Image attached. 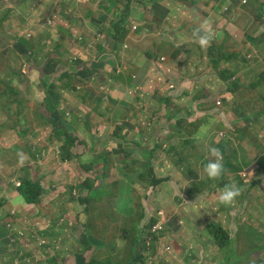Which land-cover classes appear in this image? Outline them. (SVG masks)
<instances>
[{"label":"rangeland","instance_id":"rangeland-1","mask_svg":"<svg viewBox=\"0 0 264 264\" xmlns=\"http://www.w3.org/2000/svg\"><path fill=\"white\" fill-rule=\"evenodd\" d=\"M0 1L5 2V0ZM243 1L240 4V1L235 0L233 4L235 10L239 9V14L247 11L249 14H255L258 17V14L263 11V6L260 7L261 0H248L246 4H243ZM104 2H109V0H86L83 4L79 1L54 0L52 4H49V15L42 19L46 25V40L48 41L42 40L41 46L33 43L35 47H40V52L43 53L42 56L38 54L33 59L36 70L31 75H29V68L32 65L31 58L33 56L23 60L15 58V56L22 47H31V53L36 48L31 45L29 40L22 39L17 35L16 31L19 28L15 29V35L2 32L3 29L0 30V194H3V197H0V226L8 230L7 225L10 223L7 216L15 215L16 224L11 228L14 231L13 236L16 239L21 237L31 240L35 247L38 246L37 238L46 240L50 235L54 249L46 248L44 254L46 256L54 254L56 258L66 255L57 264H71L73 262L86 264L89 261L100 259L115 264H158L161 260H153L154 248L150 251L149 241H137V245L132 246L134 239H132L131 233L127 237L124 236L123 228L129 225L130 219L138 218L144 211L143 207L150 212L164 208L169 212L172 204L171 195L175 193V189L178 190L180 196H188L193 200L199 199V195L196 197L192 195L193 191L202 192L198 205H205L213 211L222 207L227 208L218 202V195L225 185L234 183L239 187L242 196L239 193L229 204V210H222V213L233 216L239 209L245 214L240 221H232L229 217L217 213L215 221L230 229L233 236L238 235V233L244 235L247 228L250 227L258 228L257 235L261 237L257 239L258 243L248 245L249 242L245 236L240 237L239 241L240 246H243L245 258L247 256L249 259L251 253H260L259 245L264 244V237H262L264 235V186L256 183L254 173L248 174L246 178L239 176L237 180H230L228 177V182L224 184V179L221 177L213 180L204 177L201 182L198 180V176L202 172L206 160L210 158L207 148L212 146L220 150V146L224 144L228 145L231 155L239 154V170L241 172L256 159H260L257 163L264 168V153L261 146L251 151L254 136L250 128L256 126L257 119L243 118L248 115L247 109H249L252 117H256L258 111H264L262 99L264 96V79L261 76L264 70V45L258 42L259 40L264 42V26L257 27L250 22L241 24L242 29L239 36L238 34L230 36L235 42L232 51L237 55V58L223 66V73L219 69L215 71L211 63L209 65L200 64L202 68L187 72L186 76L193 80L195 86L192 90L186 91L176 103L169 101L171 100L169 99L171 93L160 92L165 86L164 81L167 78L164 72L151 77L152 80L157 78L156 84L152 87L148 82L147 87H142L141 94H144L145 90L147 92L145 98L139 99L133 93L135 77L124 73L120 81L117 78L119 76L117 73L120 70L118 67L122 66L117 58L124 59V54L130 47L126 51L116 54L108 49L104 50V47L95 46L94 55L89 54L90 52L79 54L78 50L73 48L70 51V53L73 52L72 55L70 54V58H63L67 46L69 49L71 48L69 40L63 38V42L67 44L66 49L61 52L57 51L60 42L57 39L59 32L57 23L70 14H73L72 20L64 23L63 27L67 30H73L74 39L82 41L88 48L95 44H101L96 39L95 34L96 24L99 21ZM14 5L13 1H8L6 5L1 7L2 10L6 9L2 12L9 13V20L12 18L19 19L29 10V8L23 10L21 6ZM34 7L35 5L32 6V9ZM180 14L185 18H190L189 12H180ZM228 15L229 12L223 13L224 17ZM78 21L81 22L79 29L76 28ZM7 27L5 26V28ZM196 28L198 27H194L193 31ZM175 29L178 30V27ZM193 31L187 28L179 33L193 48L192 50H195L198 45L194 42ZM211 31L216 36L218 35L216 27L213 26ZM82 32L84 34L80 36ZM86 32H88L89 39L94 43H88L85 40ZM10 33L13 34L12 31ZM29 33L40 34L32 30H29ZM237 36L240 42L237 41ZM33 37L32 35V39ZM134 42L139 41L132 40L131 44ZM215 42L216 39L214 38L211 44ZM19 43L23 46L18 45L15 48ZM134 48L140 50L138 45H135ZM199 48L201 47L199 46ZM164 52L169 55L173 53L171 48L164 49ZM92 57L94 60L89 61L88 59ZM80 59L85 61H79ZM167 62L173 64L171 60ZM176 63H180L177 67H188V63L184 60ZM24 64L27 66L24 67ZM144 65L142 64V66ZM104 66H106L105 69H110L111 73L106 71L108 72L106 75L105 71H100ZM123 69L125 70V66ZM23 71L26 73L25 75L22 73ZM225 71H229V73L224 74ZM221 74L223 75L221 76ZM178 79L181 82L183 80L180 75H178ZM233 83H236L238 87L236 94L232 97L228 96V99H223L226 91H231ZM131 88L132 92L130 91ZM13 93L23 97L21 107L11 103V94ZM47 95L53 97L52 103L59 101L58 110L52 115L58 118L55 125L53 121H50L51 117H49L46 108L45 96ZM90 97L94 100L90 107L80 105L78 108L74 101L78 100L80 104L81 99H89ZM233 98L241 101L246 108L240 109L237 118L229 117L231 120H227L224 115L231 113L233 106L237 104L231 102ZM190 100L195 101L197 111L194 110V105L186 106ZM216 101L222 103L219 112L223 116L220 118L221 126L218 131H226L228 138L223 140L219 136L218 142H215V132L210 138L205 137L206 135H203L204 128L201 127L199 129L200 135L196 139L190 140L191 144L182 147L176 146L177 137L182 134L179 133L178 128L169 127L168 121L175 116L173 119L176 122L179 116L176 114L185 113L187 116H195V120L191 122L193 125H198L202 121L207 123L212 117L209 111L213 109V104ZM203 103L205 105L202 106ZM163 105L167 106L163 108ZM163 109H165L164 114H162ZM89 110H92L97 116L89 114ZM244 110L245 112H243ZM202 113L205 115H201ZM158 114L159 116L162 114V123L165 129H160L159 136L153 139L157 130L156 116ZM141 116L147 118H141ZM45 118H48L47 121ZM22 119L28 121L30 131L23 127L24 121H21ZM133 120H138V122ZM222 120L227 126H232V132H241L238 138L232 139L230 137L231 129L226 128ZM103 121H105L104 124ZM56 126L61 127L63 131L60 138L62 141L59 142L53 137V134L58 136L59 133ZM98 128L101 129L100 132H96ZM263 129L261 126L258 134ZM19 130L24 131V137H17V135H21ZM175 131L176 135H174ZM15 132H17L16 136L14 135ZM164 133L172 134L170 137L167 136L165 141H159ZM70 138H73L70 141L74 142H70ZM125 141L129 142L125 146L126 149H124ZM222 141L224 144L221 143ZM62 142L68 143L66 144L68 150L72 151L70 158L73 159L69 158L70 161L79 165V168L72 167L69 169L66 175V170L54 168V164L59 165L62 161ZM156 143L157 147L153 150ZM215 143L219 145L216 146ZM193 146L197 149L190 153L189 151ZM244 146L248 147L247 150L243 149ZM150 152L152 155L149 154ZM113 158L118 161L112 163L111 159ZM69 159L64 160V162L67 163ZM99 160L108 163V168L106 167L107 178L103 180V184H99L100 188L105 189L104 202L107 205L103 202L94 204L84 202V199L91 194L90 184L85 175L88 171L85 168H89L91 163H98ZM36 161L51 166L44 172H40L36 180L41 182L44 195L39 203L32 208L19 209L21 202L17 201L12 204L6 195L7 193H16L17 181L28 178L29 170L30 176L33 175L34 178H37V171L43 169L42 166H39L38 169ZM183 163H185L184 167ZM148 164H151L150 171ZM234 166V162L227 163L224 173L230 172L231 167ZM122 168L126 170L128 175L122 171ZM172 168H174V172L177 171V168H183L184 172L174 176L168 184H163L165 180L159 178L160 173L166 172L165 175H169L170 178L173 176ZM71 171L75 174L74 178L70 175ZM93 176L96 177L94 174ZM129 177L134 180V183L131 184L133 187L130 185ZM124 180L127 182L123 187L129 185L131 187L130 197L133 199L132 206L135 209L133 213L128 214L116 211L117 206H122L118 204L120 200L119 189ZM153 180L154 185L160 184L153 187L151 183ZM200 182L201 186L197 184ZM77 196L78 202L74 201ZM253 205H262L260 207L262 210L250 212ZM73 211L78 213L80 218L92 211L97 214L92 218L91 225L87 222L89 216L87 219H77ZM13 212L14 214H12ZM166 217L167 212L159 217V223L150 225L148 232L159 226L162 228ZM25 218L26 221L24 222ZM43 221H45L47 230L40 228ZM146 221L143 219L140 224L141 227ZM209 222H214V218L212 217L206 223ZM92 226L94 236L102 238L105 241V247L100 249L91 243L87 244L85 241L87 245L81 246L76 243L68 253L64 244L65 240H69L68 238L76 240L81 233L89 237ZM212 226H215V222L212 223ZM57 228H59V234ZM174 228L175 226L171 227L172 230ZM47 242L50 243L49 240ZM13 246L16 247L17 244H13ZM76 247H78V253L71 255L70 253H73ZM41 250V247L38 246V249L31 248L28 251L37 255ZM157 255L164 259L161 264H171L170 259L161 253L160 246ZM237 259L235 257L234 261ZM258 264H264V256Z\"/></svg>","mask_w":264,"mask_h":264},{"label":"crops","instance_id":"crops-1","mask_svg":"<svg viewBox=\"0 0 264 264\" xmlns=\"http://www.w3.org/2000/svg\"><path fill=\"white\" fill-rule=\"evenodd\" d=\"M8 1H13L14 6H21L23 10L28 9L27 12H25L19 19L12 18L9 20V13L2 12L6 9H1L3 5H6ZM86 0H79V3H84ZM148 1V8L145 9V13L139 12L136 16L137 19H134V22L142 21V20H148L150 21V25L156 28H160L161 32L163 33V39L157 38V34L155 31H153L151 28H149L147 31L143 32L142 35L134 36L132 37V40H137L139 42H134L131 47L130 51L125 54L124 59L120 60V64L122 67L120 68L122 73H127L129 75L137 74V88H136V97L145 98V93L147 90L144 91V94H141L142 87H147V84L149 82L152 87L156 84V80H152V76H156L157 74H160L161 72H164L167 78L171 82H173V76L180 75L182 76L183 81L182 82H190L189 77L186 76V73L189 71H196L200 68H196V64H209L210 61L207 59V57H211L213 60L212 65L217 66L219 64H229L233 59L237 58V55L233 53L232 47L234 45V40L230 38V36L234 34H238L241 31V24L245 23H251L253 25H256L257 27L263 25L264 26V0H261V6H263V11L258 14V17L255 16V14H249L247 11H244L243 14H239V9H236L233 7L235 0H147ZM240 1V4L243 0ZM248 1V0H246ZM243 1V4H246L247 2ZM6 2V3H5ZM0 1V30L3 29L2 32H8L10 35H15V29L19 28L16 33L17 35L22 38L23 35L28 34L29 30H32L34 32L40 33L38 35H35V33H31L36 37H41L43 39L47 38V33L45 34V27L41 22V16L49 15V4H52L54 0H5ZM35 7L32 9V6ZM243 6V5H242ZM31 7V9H30ZM135 4L133 2H128V0H109V2H104L103 6L101 8V13L99 17V21L96 24V39L102 44L103 42H111L114 38V33L116 31L113 29L116 26H119L120 19L122 16L130 10V12L135 13ZM141 11V9H140ZM180 12H189L190 18H185L184 16H181ZM229 12V15L227 17L223 16V13ZM185 15V13H183ZM73 14L68 15V17H65L63 19H60L57 23V29H58V37L60 38L61 42H59L57 46V51L61 52L66 49L67 44L63 42V38H67L68 40H72L74 38L73 30H67L63 27V24L66 22H70L72 20ZM9 20V21H8ZM205 21H207L206 27L210 30H212V27H216L218 29V35L216 36L214 34V38L216 39V42L209 45L207 47H201L199 48L196 46L195 50H192L193 48L190 47L188 42L183 38L179 32L190 29V31H193L194 27H200ZM5 26H8L5 28ZM81 27V22L76 23V28L79 29ZM178 27V30L175 28ZM13 32L11 34L10 32ZM213 32V31H212ZM87 35L85 37V40L88 43H94L92 40L89 39L88 32H86ZM214 33V32H213ZM30 34V33H29ZM84 32L80 33V36H82ZM98 36H101L98 38ZM237 36V41L238 40ZM1 39V36H0ZM1 42V40H0ZM141 42V43H140ZM101 44H98L101 45ZM264 45V42L261 43ZM138 45L140 46V50L135 49L134 46ZM18 47V46H17ZM16 47V48H17ZM100 47V46H99ZM142 47V48H141ZM171 48L172 54H167L164 52V49ZM205 48H207V51H205ZM30 48H21L17 55L23 57V58H29L30 57ZM78 53H85L84 48H78ZM38 54L42 56V53H40L39 50L35 49L33 52L34 58ZM67 52H69V47L67 46V49L64 52L63 58L67 57ZM95 52L91 51L89 54L94 55ZM71 54V53H70ZM88 54V55H89ZM158 54L161 56V58L165 59L164 63L156 62L158 58ZM156 57V58H155ZM31 58V61L34 59ZM48 59V58H47ZM46 59V60H47ZM62 59V58H61ZM87 60V59H86ZM89 61L94 60V58L88 59ZM172 61L173 64L168 63L167 61ZM181 60H184L188 63L187 66L177 67L180 65L176 62H180ZM79 61H85V60H79ZM142 64H145L142 66ZM151 65V66H150ZM125 66V70L123 69ZM237 68V66H235ZM106 66L102 67L101 69H105ZM161 70V72H159ZM136 84V82H135ZM189 90L191 89V84L187 86ZM172 87H170L168 84L165 85L160 92L166 94L171 93ZM188 89H186L187 91ZM232 97L233 95H228ZM182 97L172 101L173 103H176L179 99ZM77 103V107L79 108L80 105H84L86 107H90L94 100L90 97L89 99H81L80 104L78 100H74ZM233 103H237L233 106V109L231 113L226 114V119L231 120L238 117V112L242 108L241 101L236 102L233 98ZM195 105V101H189L186 103V106ZM165 111H163L162 114H164ZM182 112V111H181ZM89 114H93L94 116H97L92 110H89ZM162 114H158L156 116L157 120V127L160 126ZM185 117L187 116L185 113H183ZM249 116V117H248ZM144 116H141L143 118ZM154 117V116H153ZM195 117V116H192ZM220 116L215 117V124L213 128H210L211 125L205 127L203 135H206L205 137L211 136L213 132H219L218 128L221 126L219 119ZM243 118H253L257 120H263L264 121V113H259L258 116L252 117L250 114L244 116ZM249 120V119H248ZM134 122H138V120H133ZM105 121H103L104 124ZM198 125H193L192 123H189L185 118L181 119L178 131L181 133V136H178V142L176 146L182 147L187 146L191 144L192 142L190 140L196 139L200 135V128H197ZM255 127L250 128L253 136H254V143L252 144L251 151L259 148L261 146L263 151V145H264V131H262L260 134L256 132ZM104 128V127H103ZM210 128V129H209ZM208 129V130H207ZM231 129V135L230 137L232 139L238 138L239 133L232 132V126ZM169 134H162V139L159 141H165L166 137L171 135ZM174 135H176V131L174 132ZM214 141L217 142V135L214 133ZM159 136V131H155V135H153V139L155 137ZM128 141L124 142V149H126V145L128 144ZM224 144V142H221ZM215 145H219L218 143H215ZM157 147V143L153 146V150ZM248 147L244 146L243 149L247 150ZM197 149L195 146L192 147V149L189 151L190 153L193 152V150ZM220 153L223 157V164L224 169L227 168V162H230L231 160L234 161V163H238V156L239 154L234 153V155L230 154V151L228 150V145H222L220 146ZM225 152V154H223ZM101 160L99 161V163ZM37 167L39 169V166H42V171H37V178H34V176H31V179L34 181L35 179H38V175L40 172H44L46 169L51 168L50 165L41 163L39 161H36ZM183 167L185 163L182 164ZM73 166H76L75 163H70L64 165L60 162V164H54V168H58L60 170L63 169H71ZM172 171V177L169 178V175H165L166 172L160 173L159 178L161 180H165L163 184H168L169 181L176 175H180L184 172L183 168H177V171L174 172V168L171 169ZM67 174V173H66ZM71 177L74 174L73 171L70 173ZM226 177L233 176L232 171L225 174ZM56 178V176H55ZM159 180V179H156ZM39 182V181H38ZM40 185L41 182H39ZM99 184H102V180L99 179L96 182V189L99 188ZM14 198V201L21 202V205H24V201L21 198L19 194L12 195ZM100 198H96L94 195L92 196L93 203L99 201ZM28 206H34V205H26ZM73 214L77 216V219H87V216H89V220L87 222H91L92 218L94 217V212L87 214L86 216H83L82 218L79 217L78 213H75L73 211ZM40 219V218H39ZM75 224V223H74ZM75 226V225H74ZM41 229H46L45 221L41 222ZM47 230V229H46ZM6 232V233H5ZM48 233V232H47ZM7 234V235H6ZM49 235V234H48ZM50 236V235H49ZM9 238V242H11V239L9 237V232L5 231L4 229L0 228V255L1 254H8L7 251V243H5V238ZM264 237V235L262 236ZM84 236L78 235L76 240H65L64 244L67 248L68 253L70 250L80 242H83ZM91 243L93 245H100L101 249L105 247V241L102 238L95 237L91 240H87V244ZM86 244V243H85ZM262 246V256H264V244ZM17 251L19 252V257L21 260H28L30 264H57L63 257L56 258L54 254H51L50 256H46L45 254L39 255H33L32 253H27V250L19 247H15ZM78 247L75 248V251L73 253H70L71 255L77 254ZM26 253V255H24ZM69 255V254H67ZM254 255V254H253ZM55 257V261L52 263L50 262V258ZM38 262V263H37ZM22 263V261H21ZM27 264V263H23ZM75 264V262L71 263ZM243 264H250L249 260H246Z\"/></svg>","mask_w":264,"mask_h":264},{"label":"clouds","instance_id":"clouds-1","mask_svg":"<svg viewBox=\"0 0 264 264\" xmlns=\"http://www.w3.org/2000/svg\"><path fill=\"white\" fill-rule=\"evenodd\" d=\"M65 1V0H64ZM71 1H79V0H71ZM128 2H133L136 6L135 8V13L130 12V10L128 12H126L122 18L120 19L119 22V26L114 27L113 29L116 31V33H114V38L113 41L111 42H103L101 45H99L100 47H104V50H110L114 53H120V52H124L126 51L129 47H131V42H132V37L134 36H138V35H142L143 32L147 31L149 28H151L153 31L156 32L157 34V38H161L163 39V33L161 32L160 28H156L153 27L152 25H150V21L148 20H142V21H137L134 22V19H137V14L139 12H143L145 13V9H149L148 8V1L147 0H128ZM141 9V11H140ZM47 18V15H43V17L41 16V22L45 27V34L47 33L46 30V25L43 23L42 19ZM51 24V22H50ZM207 25V21H205L200 27L196 28L193 33V39L195 40V42L201 46V47H207L209 45V43L211 42V40L214 38V33L208 29L206 27ZM32 35L33 34H25L23 35L22 39H27L31 42V45L36 48L37 50L40 51V47H35L33 45V43H37L38 45L41 46V42L42 40H44L41 37H36L34 36L32 39ZM101 36H98V38H100ZM116 38L119 40L116 41ZM57 39H59V41L61 42L60 38L57 37ZM46 40V39H45ZM48 41V40H46ZM69 42L71 43V48L69 49V52L75 48L74 50H77L78 48H84V52H94V48L95 46L98 47V44H95L93 46H90L88 48V46L86 44H83L82 41H79L77 39H72L69 40ZM258 42L262 43V40H259ZM18 45H22L21 43L17 44L16 47ZM130 45V46H129ZM23 46V45H22ZM15 47V48H16ZM31 49V47H30ZM30 52V57L33 56L34 58V54ZM35 50V49H34ZM73 50V51H74ZM130 51V48L128 49V51L125 53L127 54ZM43 53V52H40ZM73 52H71L72 55ZM80 54V53H79ZM124 54V56H125ZM36 56H37V52H36ZM105 56V55H103ZM102 56V57H103ZM15 58H20V59H24L23 57L16 55ZM65 58H70V53L67 52V57ZM156 58V57H155ZM120 62V57L117 58ZM207 59L210 61V63L212 64V58L211 57H207ZM48 61V60H46ZM156 62L159 63H164L165 59L161 58V56L158 54V58L157 60H155ZM32 65L30 66V71H29V75H31L32 72H35L36 68L34 66V61L32 60ZM209 65V64H206ZM225 64H219L217 66H214L213 69L215 71H218V69L220 70L221 73H223L222 68ZM27 66L26 64H24V67ZM122 67V66H121ZM118 67V68H121ZM196 68H200V64H196L195 66ZM79 69H84L83 67H78ZM100 71H105L104 73H106V75H108V72L111 73L110 69H100ZM108 71V72H106ZM161 72V70L159 71ZM24 75L26 74L24 71L22 72ZM229 73V71H225L224 74ZM119 76H117L118 80L120 81V78L123 76V73L121 71V69L118 71ZM223 74H221L222 76ZM178 76V75H177ZM261 76L264 79V70L261 74ZM131 77H135V86H134V91L133 93L136 94V88H137V75H131ZM108 78V77H107ZM184 79V78H182ZM190 81L193 82L192 79L187 78ZM221 81V79H219ZM183 81V80H182ZM222 83V81H221ZM165 85H169L170 87H172L171 89V96L169 97L170 102L182 97L185 92L186 89H188L187 91H190L193 89V87L195 86L194 83H190V82H181L178 77L173 76V82H171L169 79H165L164 81ZM189 84H191V89L189 90V88L187 87ZM254 87V86H253ZM238 87L236 85V83H233L231 85V91L227 90L226 91V95L223 96V99H228V95H233L236 94ZM130 91L132 92V88L130 89ZM48 96V95H47ZM140 99V97H138ZM263 102H264V96H263ZM45 100H46V96H45ZM236 102H238L239 100L234 99ZM233 102V100L231 101ZM202 106L205 105L204 103L201 104ZM167 105H165L166 107ZM222 103L220 101H216L213 104V109L211 111H209V114L212 116L210 117L209 121H207V123H205V121H202L199 124V127L197 126V128H201L203 127L205 129V127L211 125L210 128L214 127L215 124V117L216 116H220V118H223L220 109H221ZM242 108H246L243 104H241ZM197 107L194 105V110L197 111L196 109ZM248 114L251 113L249 111V109H247ZM181 112V111H179ZM245 112V110L243 111ZM183 113V112H181ZM259 113H264V111L260 112L258 111L256 113V116H258ZM140 114V112H139ZM179 115L178 118L176 119V128H178L179 123L181 121V119L185 118L189 123L193 122L195 119L194 117L190 116V117H185L184 114H176ZM201 115H205L204 113H202ZM226 118V114L224 115ZM50 117V116H49ZM146 117V116H144ZM147 118V117H146ZM48 119V118H47ZM47 119L45 118V121H47ZM25 119H22L21 121H24ZM222 123L224 124L225 121L222 120ZM256 125L257 127H255L256 132H258L259 128H264V121L263 120H257L256 121ZM226 128H230V126H227L226 123L224 125ZM23 127H25L26 129H28L29 131L31 130V128H29L28 126V121H24L23 123ZM209 128V129H210ZM208 130V129H207ZM101 129L98 128L96 132H100ZM264 131V129L262 130ZM19 133H21V135H17V132L14 133V135L17 137H24V131L23 130H19ZM215 134L217 135V142H218V138L219 136L222 137L223 140L228 138V134L226 131L223 132H215ZM213 135V133L211 134V136ZM53 137L59 142L62 141L60 139L57 138L56 135L53 134ZM70 140H73V138H70ZM74 142V141H72ZM63 143V142H62ZM62 146H65L66 150L69 152H72L70 150H68V145H66L65 143H63ZM61 152L62 153V161L61 163H63L64 165H66V163L64 162V160L68 159L66 158V153L63 152L62 147H61ZM264 153V145H263V151ZM5 153V152H4ZM152 152H150L149 154H151ZM207 153L208 156L210 157L209 159L206 160V163L203 165L202 168V172L198 173V180H201L204 177L208 178L209 180H213L218 178H223V184L228 182V177L225 176L224 173V165H223V157L220 153V151L216 148V147H212L209 146L207 148ZM72 156V155H71ZM262 158V157H260ZM73 159V158H70ZM67 162V164L72 163V161ZM112 163H115L116 160L115 158L111 159ZM260 159H256L250 166H248L244 171H240L239 170V162L236 164L234 167H231V171L233 173V176L230 177V180L234 179L237 180L239 179V176H242L243 178H246L248 174H252L254 173L255 179H256V183H260L262 186H264V168L261 167L257 162ZM100 161V160H99ZM230 162H234V161H230ZM230 162H227L230 164ZM74 163V162H73ZM76 164V163H75ZM149 166V171H150V166L151 164H148ZM73 167H78L79 165L76 164V166ZM106 167L108 168V163L106 164L104 161L101 160V162L99 163H91L89 168L86 167V171H88V173H86V177L88 178V182L90 184V190H91V194L84 199V201L87 200L88 203H93L92 200V196L95 192L96 189V182L99 180L97 179V177H94L93 174L95 175L96 171H99L102 175V184H103V180H106V176H107V171H106ZM105 169V170H104ZM57 170H60L57 168ZM66 170V169H63ZM69 170V169H68ZM66 170V173H68ZM122 171H125V173L127 174L126 170L122 168ZM65 173V175H66ZM29 177L27 179H29L32 182H38L36 181L37 179H35L34 181L31 179L30 176V170L28 173ZM128 175V174H127ZM75 175L72 176V178H74ZM26 179V178H22L19 181H17V188H16V193L19 194L21 196V198L24 201V205H20L21 207H19V209H27V208H32L33 206H28L26 207V205H35V204H29L25 201L24 197L21 194V188H22V180ZM130 180V185L132 183H134V180H132V178L129 177ZM127 181L124 180L120 186L119 189V194H120V200L119 203L122 206H117L116 211H119V208H126L127 212H121L124 214H128V213H133L134 212V207L132 206L133 203V199L132 197H130V191H131V187L129 186H125V183ZM201 182L197 183L198 185L201 186ZM245 182H248V180H245ZM39 183V182H38ZM153 187H156L157 185H154L155 182L154 180L151 182ZM150 183V185H151ZM42 186V185H41ZM132 186V185H131ZM43 187V186H42ZM133 187V186H132ZM100 188V187H99ZM98 188V189H99ZM102 188V187H101ZM196 192H192V195L194 197L199 195V199L197 200H193L190 199L188 196H180L179 192L177 189H175V193H172L171 195V200H172V204H171V208L170 211L168 212L165 208L162 210H155L150 212L149 210L145 209L143 206V213L140 214V216L136 219H140L141 218V222L143 221V219H146L147 221L143 224V226L141 227L140 225V236L138 240L136 239V233L134 231V228H132L130 222L128 226H125L123 228V233L124 236L127 237L128 235L132 236V239H134L132 246L137 245V241H149V245H150V251H152V249L154 248V255H153V260H161L158 262V264L162 263V260H164L162 257H159L157 255V250L158 247L160 246V250L161 253L166 256L167 258L170 259L171 264H225V263H229V264H243L246 262V260H249L250 264H258L260 262V259L263 257L262 256V246L259 245V248H261V252L257 253H251L250 258L247 259V256L245 258V254L243 252V246H240V241L239 238L240 237H244L248 240L249 244L248 245H255L256 243H258L257 239L261 238L257 235L258 232V228L256 227H250L247 228L246 232L244 235H240L238 233V235L233 236L232 232L230 229L225 228L221 223L216 222L215 218L217 213L223 214L222 210H229V204L239 195L242 196V192L240 191L239 187L236 184H229V185H225L221 191L219 192L218 195V199H219V203L221 204V206H226L227 208H220V209H215L214 211L210 208H207L205 205H198L200 198L202 197V192L195 190ZM14 194H9L7 193V198L9 199V202L14 204V198L12 197V195ZM0 197H3V194H0ZM74 201L78 202V196L74 198ZM100 202H104V197L99 199V201H97V203ZM96 203V202H94ZM93 203V204H94ZM112 203V202H111ZM105 205H107V203H105ZM262 205L259 206H255L253 205V208L250 210V212H254V211H260L262 210L260 207ZM116 207V206H115ZM112 208L110 209L111 212ZM232 210V209H231ZM93 212V211H92ZM91 212V213H92ZM167 212V217H166V221L163 225L162 228H160L161 226H159L156 229H153L151 231L148 232V228L150 227V225H154L159 223V217L161 215H163L164 213ZM14 214V212L12 213ZM97 213L94 212V215H96ZM245 214V212L239 211V209H237L235 215L233 216H227L225 214V216L229 217L230 219H232V221H240L243 217V215ZM79 215V214H78ZM212 217L214 218V222H215V226H212V223L214 222H209L206 223L207 221H210L212 219ZM7 219H9V223L7 226L9 227L8 230H5L3 226H0V228L4 229L5 231L9 232V237L11 239V243L12 244H17L16 247L19 248H24L27 250V253H31V248H35L38 249V246L41 247V251L40 254H44V249L46 248H52L54 249V245L51 244V236H48L46 240H42L40 238H37V247H35V245L33 244V242L31 240H26L24 238H15L13 236V229H11L15 224H16V218L15 215H8ZM134 219V218H131ZM26 221V218L24 219V222ZM14 223V224H11ZM92 225V222H88ZM175 226V228L172 230L171 227ZM219 229L222 230V232H219ZM66 232V231H65ZM6 233V232H5ZM57 233L59 234V228H57ZM7 235V234H6ZM84 236L83 242L79 241V245L83 246V245H87L85 244V241L89 240V239H93L94 238V234H93V226H92V231L91 233H89V237L86 236V234L81 233L80 236ZM263 236V235H262ZM15 238V240H14ZM145 238V239H144ZM69 239V238H68ZM163 239V240H162ZM9 238L6 237L5 241H8ZM47 240L50 241V243L47 242ZM162 241V242H161ZM95 247H100V245H94ZM29 248V249H27ZM33 255H36L34 253H32ZM254 254V255H253ZM26 255V253L24 254ZM39 255V253L37 254ZM237 257V261H234V258ZM22 261V263H21ZM55 261V257L53 256L52 258H50V262H54ZM23 263H27L30 264V262L28 260H21L19 261V264H23ZM38 263V262H37ZM168 263V262H167Z\"/></svg>","mask_w":264,"mask_h":264},{"label":"trees","instance_id":"trees-1","mask_svg":"<svg viewBox=\"0 0 264 264\" xmlns=\"http://www.w3.org/2000/svg\"><path fill=\"white\" fill-rule=\"evenodd\" d=\"M116 41L119 42V40L117 38H116ZM11 99H12V102H11L12 104L18 105L19 107H21L23 105V97H20L19 94H16V93L11 94ZM52 101H53L52 96H46L45 103H46V108H47V111L49 113V116L51 117L50 121L51 122L53 121L54 125H55V121L58 120V118H56L55 116H52V115L55 113L56 110H58L59 101H56L55 103H52ZM163 108H165V105H163ZM163 111H165V109H163ZM173 117H175V116H173ZM173 117L168 121V123L170 124L169 127H176V124H175ZM162 121H163V117L161 118L160 126L157 128L156 131H159L160 129H163V130L165 129V126L163 125ZM56 128L59 131L57 138L60 139L62 136L61 133L63 131H62L61 127L59 128L56 126ZM150 128H151V126H150ZM69 141H70V139H69ZM70 142H72V141H70ZM65 144H68V143L65 142ZM62 150L64 153H66V156H67L66 158L69 159L71 157V153L66 150L65 146H62ZM95 175H96L97 179L102 178V175L99 171H96ZM104 193H105V189L99 188V189L95 190L93 195L96 198L101 199L105 196ZM21 194L27 203L38 204L44 195V188L38 182H32L26 178V179L22 180ZM84 202H87V200ZM118 210L121 212H124V213L127 212L125 207L119 208ZM130 224H131L132 228H134V231L136 233V235H135L136 239L135 240H138L139 236H140L139 234H140L141 218L139 220L136 218L130 219ZM219 232H222V230L219 229ZM4 242L7 243L8 254L7 255L6 254L0 255V264H19V261H20L19 252L15 251L16 248L13 246V244L11 242H9V241H4ZM78 264H80V263H78ZM86 264H115V263H112L109 261H104V260L100 259L97 261H89ZM120 264H124V263H120Z\"/></svg>","mask_w":264,"mask_h":264}]
</instances>
